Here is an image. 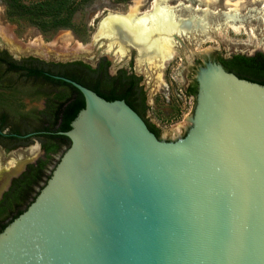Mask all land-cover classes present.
Segmentation results:
<instances>
[{
    "label": "water",
    "instance_id": "obj_1",
    "mask_svg": "<svg viewBox=\"0 0 264 264\" xmlns=\"http://www.w3.org/2000/svg\"><path fill=\"white\" fill-rule=\"evenodd\" d=\"M63 81L84 108L0 233V264H264V86L207 65L191 128L165 142L124 101Z\"/></svg>",
    "mask_w": 264,
    "mask_h": 264
},
{
    "label": "rangeland",
    "instance_id": "obj_2",
    "mask_svg": "<svg viewBox=\"0 0 264 264\" xmlns=\"http://www.w3.org/2000/svg\"><path fill=\"white\" fill-rule=\"evenodd\" d=\"M42 1L45 0H23V3L31 5ZM152 1L79 0L69 28L43 31L25 17H8L4 2L0 0V39L11 43L7 47L13 56L19 55L26 61L31 57L47 63L80 61L94 67L98 60L107 58L111 74L131 67L140 76L146 94L145 119L159 131V138L176 141L182 139L192 126L195 102L184 94L195 77L191 58L213 61L217 55L227 59L235 55L264 54V0H169L171 7L181 4L202 11L209 33L206 37L197 33L182 38L183 45L177 43L174 47L176 53L172 60L157 70L147 69L143 64L133 66L129 50L121 58L118 54L106 53L108 44L104 40H94L98 25L107 14H125L136 3H140V13L146 12ZM234 14L233 22L229 15ZM117 44L126 50L123 44ZM34 127L26 125L24 131ZM36 146L37 141L31 142L29 149ZM7 179L0 177V194Z\"/></svg>",
    "mask_w": 264,
    "mask_h": 264
},
{
    "label": "flooded vegetation",
    "instance_id": "obj_3",
    "mask_svg": "<svg viewBox=\"0 0 264 264\" xmlns=\"http://www.w3.org/2000/svg\"><path fill=\"white\" fill-rule=\"evenodd\" d=\"M173 41L175 46L177 43L183 45L182 38ZM121 44L125 46L126 43L122 40ZM7 46H11V43L0 39V177L8 178L0 194V222L3 225L25 211L36 199L69 148V139L59 134L67 132L61 130V125L69 121L70 116L68 114L62 117L61 103L66 98L73 100L81 93L63 80L72 81L93 92L98 87L99 92L107 95L110 92L122 93L124 79L127 78L129 82H133L136 91L143 93L147 107L140 76L131 67L115 70L111 74L110 61L107 58L98 60L94 67L80 61L47 63L34 57L26 61L19 55L13 56ZM130 50L129 60L134 66L137 64L138 52L134 48ZM219 59L231 58L226 59L220 55L213 61L191 58L190 66L195 77L187 85L184 94L194 100L195 106L198 94L196 77L199 70L207 65H216L223 69ZM85 66L96 72L87 70ZM195 83L196 94H193L190 89ZM69 103L70 101L65 103L62 109L65 110ZM135 113L146 125H151L145 119V113ZM193 117L194 112L192 119ZM71 122L68 123L69 129ZM26 125L35 127L24 131ZM158 139L162 140L159 137ZM182 139L162 141L177 142ZM34 141L38 142V146L30 150L29 144Z\"/></svg>",
    "mask_w": 264,
    "mask_h": 264
},
{
    "label": "bare ground",
    "instance_id": "obj_4",
    "mask_svg": "<svg viewBox=\"0 0 264 264\" xmlns=\"http://www.w3.org/2000/svg\"><path fill=\"white\" fill-rule=\"evenodd\" d=\"M168 2L154 0L151 10L143 13L139 11L140 3H136L125 14H107L99 23L94 40H105L106 53L118 54L121 58L134 48L140 59L137 64L152 70L163 68L176 53L174 39L190 38L197 33L206 37L209 33L202 11L181 4L171 7ZM235 19V14L229 15V20ZM122 40L126 50L117 44Z\"/></svg>",
    "mask_w": 264,
    "mask_h": 264
},
{
    "label": "trees",
    "instance_id": "obj_5",
    "mask_svg": "<svg viewBox=\"0 0 264 264\" xmlns=\"http://www.w3.org/2000/svg\"><path fill=\"white\" fill-rule=\"evenodd\" d=\"M3 2L8 17H25L32 24L43 31H56L69 28L68 24L71 20V17L77 11V8L80 4L79 0H45L31 5L24 4L23 0H3ZM219 63L227 73L233 74L239 79L264 86V54L257 53L252 57L235 55L228 60L219 59ZM85 68L87 70H91L87 66H85ZM91 71L96 72L93 70ZM132 83L133 82H129L128 79L125 78L124 91L120 94H116V92H110L109 94L105 95L103 92L101 93L98 91V87L94 89V92L108 102L124 100L126 104L135 112L140 111L145 113L147 107L144 104L145 98L143 93L136 91ZM196 85L197 84L195 83L190 89L193 94H196ZM69 101L70 103L68 104L67 108L63 110V105ZM83 108L84 100L82 95L78 93V96H76L73 100L71 98H66L62 101L60 113L63 118L69 114V121L71 122ZM69 121L64 122L61 125L62 131L69 130ZM147 126L150 132H152L158 138L159 131L153 125ZM61 139L65 140V138ZM69 145L70 144L68 143V147ZM23 212L24 211L20 212L14 219H16ZM11 222H8L5 225L1 224L0 222V233Z\"/></svg>",
    "mask_w": 264,
    "mask_h": 264
}]
</instances>
